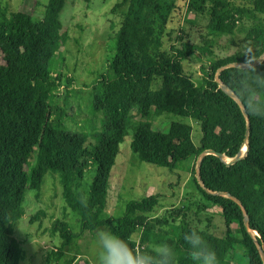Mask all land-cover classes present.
I'll list each match as a JSON object with an SVG mask.
<instances>
[{
    "label": "trees",
    "instance_id": "16d2710c",
    "mask_svg": "<svg viewBox=\"0 0 264 264\" xmlns=\"http://www.w3.org/2000/svg\"><path fill=\"white\" fill-rule=\"evenodd\" d=\"M197 1L189 0L190 10L197 9ZM210 1L206 27L217 37L233 36L248 13L264 17V0ZM54 2L59 0H53L44 19L38 21L25 10L9 11L0 0V264H20L24 259L21 244L13 237L14 228L25 213L24 194L31 191L39 200L47 173L59 174L62 197L79 217L82 231L108 228L144 251L167 242L175 249L178 264H193L183 233L202 229L200 234L216 252L218 264H263L255 243L256 239L264 251V119L259 117L249 116V148L244 158L227 164L207 154L200 165L201 180L209 190L230 193L241 201L253 235L237 202L202 189L195 169L199 201L155 218L158 194L130 200L120 217L106 211L107 183L128 130L131 150L140 161L170 171L186 169L185 161L198 158L204 150L230 159L241 151L246 119L217 77L237 95L235 82L241 79L242 68L227 67L217 73L227 64L243 63L244 55L235 52L210 60L200 67L201 83L195 84L183 73L182 62L196 52V46L182 40L170 46L169 54L158 34L177 9L176 0H119L111 9L120 14L119 28L110 38L113 52L92 85L88 107L100 119L102 130L92 138L72 133L65 125V107L56 104L58 90L72 79L53 72L50 64L58 25ZM231 43L236 45L234 40ZM242 43L244 52L250 51L257 59L264 52V26L252 27ZM257 71L264 74V61ZM259 96L264 99V90ZM151 109L196 121L201 130L199 144H192L188 125L174 122L168 130L153 128L147 119ZM135 114L139 121H134ZM192 206L193 218L189 215ZM214 206L219 208L213 214L217 223L199 219V214ZM44 216L39 210L30 223ZM50 233L58 234L63 246L76 237L60 219L52 222ZM134 234H138L137 241ZM62 256L59 248L46 258L60 264ZM72 263L69 259L63 264Z\"/></svg>",
    "mask_w": 264,
    "mask_h": 264
},
{
    "label": "rangeland",
    "instance_id": "374dc122",
    "mask_svg": "<svg viewBox=\"0 0 264 264\" xmlns=\"http://www.w3.org/2000/svg\"><path fill=\"white\" fill-rule=\"evenodd\" d=\"M119 0H59L57 22L54 33L55 48L51 54L53 72L61 73L72 79L67 87H60L57 92L56 104L63 106L67 112L65 125L72 133H85L92 138L93 133L102 130L100 119L88 110L92 85L100 73L104 71L105 59L113 52L110 38L115 35L120 24V14L111 11ZM237 3L245 0H234ZM53 0H1L9 11L18 9L32 14L34 20H43L47 8ZM177 9L172 13L170 21L158 34L163 40V49L171 53L170 46H178L182 40L190 41L196 46V52L182 62V70L191 77L195 84L201 83L200 67L210 60L243 53V38L255 26H264V17L246 14L239 23L233 36H214L208 29L210 0H198L197 9H189V0H176ZM234 40L236 45L231 43ZM136 111V108H133ZM135 113V112H134ZM153 128L168 130L172 123L190 126L192 144H199L201 130L192 119L178 117L169 113H161L151 109L147 118ZM140 118L135 114L134 121ZM132 132L128 130L116 162L111 170L107 183V213L120 217L125 211L127 202L143 196L158 194L159 206L152 218L169 215L176 206L189 201L200 200L192 170L196 169L198 158L185 161L186 169L170 171L165 167L142 162L131 150ZM245 146L243 147V151ZM41 189L40 199L36 200L31 191L24 194V215L17 221L13 237L20 242L24 251V259L20 264H55L47 261L46 256L53 251L62 249L63 256L59 261L73 259L72 264H96L95 231H82L79 217L67 207L62 197V187L58 173H47ZM195 207L189 212L193 218ZM39 210L45 213L40 221L30 223V217ZM219 208L214 206L198 215L199 219L216 221ZM214 214V215H213ZM55 219L66 221L76 237L63 246L58 234H51L50 227ZM170 219V218H168ZM217 223V222H215ZM108 229V228H106ZM110 230V229H108ZM133 238L137 241L138 234ZM241 251H239L240 253ZM241 256V255H240ZM241 262V259L239 260Z\"/></svg>",
    "mask_w": 264,
    "mask_h": 264
},
{
    "label": "clouds",
    "instance_id": "9594fccd",
    "mask_svg": "<svg viewBox=\"0 0 264 264\" xmlns=\"http://www.w3.org/2000/svg\"><path fill=\"white\" fill-rule=\"evenodd\" d=\"M245 57L241 79L235 82V90L240 103L249 116L264 119V99L259 91L264 90V74L257 71L260 63L250 51ZM86 207L87 202L81 199ZM201 230L192 229L183 233V240L189 246L193 264H218L216 252L208 245ZM96 264H178L176 251L167 242L155 243L150 251L133 248L121 236L106 228L95 231Z\"/></svg>",
    "mask_w": 264,
    "mask_h": 264
},
{
    "label": "water",
    "instance_id": "95a60500",
    "mask_svg": "<svg viewBox=\"0 0 264 264\" xmlns=\"http://www.w3.org/2000/svg\"><path fill=\"white\" fill-rule=\"evenodd\" d=\"M257 60L260 63L264 61V52L257 58ZM260 63H258L257 65H259ZM227 67H239V68H242L243 69L244 65H243V63H235V62L234 63L227 64L226 66H223V67H221L219 69V71L217 73V76H218V74H219V72L221 70H223L224 68H227ZM217 81L220 84V86L223 88V90H225L238 103V105L240 106V108L242 110L243 115L245 116V119H246V134H245V141H244L245 150H244V152H242L243 151V148H242L241 151L234 158H231V159L230 158H226L220 152H215L214 150H204L203 152H201V154L198 157V162H197V166H196V169H195V175H196V179H197L198 184L206 192L223 195V196L229 197V198H231V199H233L234 201L237 202V204L241 207V209H242V211L244 213V216H245V225L248 228L249 233L251 235H253V231L249 228V225H248L247 211H246L245 207L242 205L241 201L237 197L232 196L230 193H227V192H221V191L212 192L211 190H209L204 185V183H203V181L201 180V177H200V165H201V161H202V159H203V157L205 155H207V154H214V155H217L219 158H221L223 161H225L227 164H233V163L239 161L240 159L244 158L245 155H246V153H247V150L249 148L248 143H247V136H248L249 128H250L249 115L246 113L244 107L240 103L238 96L232 90H230V88H228L227 86H224L221 83V81L219 80L218 77H217ZM255 243L257 245V248L259 250V253L261 255V258H262V261H263V264H264V251H263L261 245L258 243V241L256 239H255Z\"/></svg>",
    "mask_w": 264,
    "mask_h": 264
},
{
    "label": "built area",
    "instance_id": "2783aa9c",
    "mask_svg": "<svg viewBox=\"0 0 264 264\" xmlns=\"http://www.w3.org/2000/svg\"><path fill=\"white\" fill-rule=\"evenodd\" d=\"M138 246L136 245L135 248H137Z\"/></svg>",
    "mask_w": 264,
    "mask_h": 264
}]
</instances>
